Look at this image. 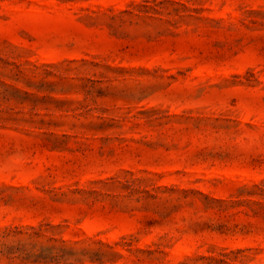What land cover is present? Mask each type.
Returning a JSON list of instances; mask_svg holds the SVG:
<instances>
[{
	"label": "rangeland",
	"instance_id": "374dc122",
	"mask_svg": "<svg viewBox=\"0 0 264 264\" xmlns=\"http://www.w3.org/2000/svg\"><path fill=\"white\" fill-rule=\"evenodd\" d=\"M0 264H264V0H0Z\"/></svg>",
	"mask_w": 264,
	"mask_h": 264
}]
</instances>
